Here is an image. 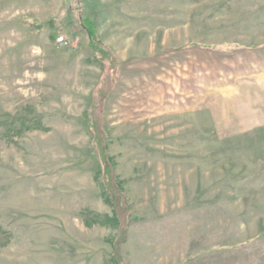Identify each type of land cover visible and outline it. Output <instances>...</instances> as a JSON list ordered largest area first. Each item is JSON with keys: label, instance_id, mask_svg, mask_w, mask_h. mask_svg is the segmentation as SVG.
I'll list each match as a JSON object with an SVG mask.
<instances>
[{"label": "rangeland", "instance_id": "rangeland-1", "mask_svg": "<svg viewBox=\"0 0 264 264\" xmlns=\"http://www.w3.org/2000/svg\"><path fill=\"white\" fill-rule=\"evenodd\" d=\"M122 222L121 264H264V0H0V264H117Z\"/></svg>", "mask_w": 264, "mask_h": 264}, {"label": "trees", "instance_id": "trees-1", "mask_svg": "<svg viewBox=\"0 0 264 264\" xmlns=\"http://www.w3.org/2000/svg\"><path fill=\"white\" fill-rule=\"evenodd\" d=\"M82 24L87 31L89 46L92 51L99 56V59L105 62L110 56V67L114 71L116 69L117 60L116 54H114L112 48L104 43L98 35L95 25L87 19L82 20ZM50 38L55 41L57 38V33L51 34ZM115 66V67H114ZM91 124L94 128L95 135L94 139L97 144L98 152L101 157V163L103 165V172L105 174V187L111 194V203L115 206L116 212L122 210L125 212L126 208V199L120 185L117 183V176L114 173L113 165L106 153V144L104 143V129L100 126L99 122L96 119L92 118ZM121 228L120 237L114 242V256L117 259V264H121V243L125 240L126 237V228L123 226V222L119 225Z\"/></svg>", "mask_w": 264, "mask_h": 264}, {"label": "built area", "instance_id": "built-area-1", "mask_svg": "<svg viewBox=\"0 0 264 264\" xmlns=\"http://www.w3.org/2000/svg\"><path fill=\"white\" fill-rule=\"evenodd\" d=\"M57 43L60 45H66L68 44V39L64 35H60L56 38Z\"/></svg>", "mask_w": 264, "mask_h": 264}, {"label": "crops", "instance_id": "crops-1", "mask_svg": "<svg viewBox=\"0 0 264 264\" xmlns=\"http://www.w3.org/2000/svg\"><path fill=\"white\" fill-rule=\"evenodd\" d=\"M244 113L247 114V116H250L251 119L254 120L255 122L262 120L259 117L256 119V115L254 114V112L253 111H249V109L246 112H244Z\"/></svg>", "mask_w": 264, "mask_h": 264}]
</instances>
